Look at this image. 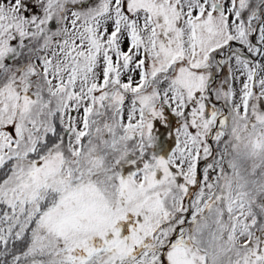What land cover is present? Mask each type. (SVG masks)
Here are the masks:
<instances>
[{"label": "snow or ice", "instance_id": "snow-or-ice-1", "mask_svg": "<svg viewBox=\"0 0 264 264\" xmlns=\"http://www.w3.org/2000/svg\"><path fill=\"white\" fill-rule=\"evenodd\" d=\"M0 264H264V0H0Z\"/></svg>", "mask_w": 264, "mask_h": 264}]
</instances>
